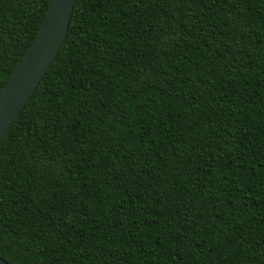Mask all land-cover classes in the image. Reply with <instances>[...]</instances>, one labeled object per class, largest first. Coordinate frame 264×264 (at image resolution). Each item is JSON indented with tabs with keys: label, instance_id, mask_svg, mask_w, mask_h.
<instances>
[{
	"label": "trees",
	"instance_id": "obj_1",
	"mask_svg": "<svg viewBox=\"0 0 264 264\" xmlns=\"http://www.w3.org/2000/svg\"><path fill=\"white\" fill-rule=\"evenodd\" d=\"M53 0H0V91ZM10 264H264V0H77L0 142Z\"/></svg>",
	"mask_w": 264,
	"mask_h": 264
},
{
	"label": "water",
	"instance_id": "obj_2",
	"mask_svg": "<svg viewBox=\"0 0 264 264\" xmlns=\"http://www.w3.org/2000/svg\"><path fill=\"white\" fill-rule=\"evenodd\" d=\"M77 0H53L24 59L0 91V142L37 90L62 49ZM0 264H10L0 256Z\"/></svg>",
	"mask_w": 264,
	"mask_h": 264
}]
</instances>
